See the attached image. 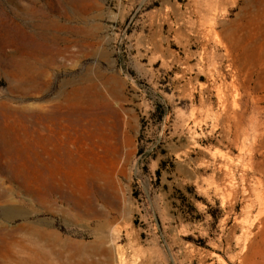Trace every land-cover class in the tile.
<instances>
[{
    "label": "rangeland",
    "instance_id": "1",
    "mask_svg": "<svg viewBox=\"0 0 264 264\" xmlns=\"http://www.w3.org/2000/svg\"><path fill=\"white\" fill-rule=\"evenodd\" d=\"M55 103L49 206L20 110ZM23 224L110 264H264V0H0V232Z\"/></svg>",
    "mask_w": 264,
    "mask_h": 264
},
{
    "label": "bare ground",
    "instance_id": "2",
    "mask_svg": "<svg viewBox=\"0 0 264 264\" xmlns=\"http://www.w3.org/2000/svg\"><path fill=\"white\" fill-rule=\"evenodd\" d=\"M62 101L64 103L76 104L78 94L75 91L64 93ZM65 105L63 103H55L51 106L48 105V109L39 107L40 109L30 112L20 110L22 116L29 115L35 118V124L31 130L29 147L27 146L28 154H25L28 155V160L30 161L29 171H32L29 181L31 187L29 190L38 203H47L49 206L56 203L55 197H62L64 190L59 186H53V189L46 188L45 186L40 187L37 171H52V163L55 170H58L60 162H62L60 159L68 148V141L63 138V121L68 116L76 114L77 110L67 109ZM45 117L50 122L46 126L40 124L38 121ZM41 139L44 141L41 142ZM43 153L47 156L46 160H44L45 157L44 159L42 158ZM20 168H24V166L22 165ZM8 203L13 204L11 202ZM11 206H14V204ZM74 206L82 213H95L96 211L89 201L85 203L77 201ZM17 209V206L12 207L9 210L10 215L8 214V217L12 213H14V216L18 214L22 218L26 217L25 213ZM1 228L4 227L0 226ZM17 230H24V232L18 235L15 233ZM15 231L5 235L0 232V264H110L109 252L107 250L95 249L102 242L101 238H96L91 244H87L85 242L73 241L54 230L39 228L31 224H23L20 226V229H16Z\"/></svg>",
    "mask_w": 264,
    "mask_h": 264
}]
</instances>
